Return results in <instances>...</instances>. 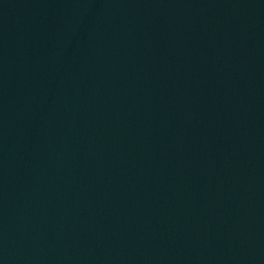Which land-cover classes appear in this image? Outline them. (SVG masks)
<instances>
[{"label": "water", "instance_id": "1", "mask_svg": "<svg viewBox=\"0 0 264 264\" xmlns=\"http://www.w3.org/2000/svg\"><path fill=\"white\" fill-rule=\"evenodd\" d=\"M0 264H264V0H0Z\"/></svg>", "mask_w": 264, "mask_h": 264}]
</instances>
